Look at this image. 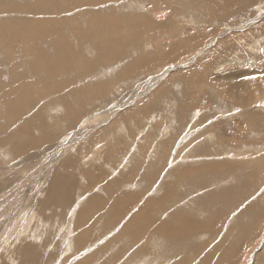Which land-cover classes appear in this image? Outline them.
<instances>
[{"label":"rangeland","instance_id":"rangeland-1","mask_svg":"<svg viewBox=\"0 0 264 264\" xmlns=\"http://www.w3.org/2000/svg\"><path fill=\"white\" fill-rule=\"evenodd\" d=\"M119 1L120 0L110 1L113 7H117L119 11H121L119 5L128 4L127 6H129V8L124 6L122 9L128 10L131 14L146 12L145 14H152L155 21H157V19L166 18L164 15L165 13L162 12V10H165V5L163 3L153 8V3L150 0H135L137 3L133 4L131 0H122L124 2ZM171 1L175 5L177 12L166 18V26H168L166 31L160 32V30L156 28L155 31L151 30V36L149 35L150 31L148 35H143V33H141L139 42L142 41L145 48L167 52L169 50L168 46H162L160 40L163 45H165L167 41L170 43L173 42L172 40H175L173 44H176L178 39H181L183 43H186V50L182 53V56H179L176 60H164L159 58V62H156L154 66H150V68H141L138 72L134 73V75L131 74V76L125 79H118V77L116 78L118 72H116V74L113 73V71L115 72L116 69L121 67L120 65L112 68L111 66L113 64H109L108 70L104 69L105 66L100 67L96 75L101 78L105 77V75L107 76L109 81L105 88L109 87V89L104 90L105 93L100 92L99 94H93L91 96L92 98L89 97L87 100L86 97L83 96L84 100L83 102L81 101V106L78 105L81 109L77 106L79 110H77L76 114L72 111L69 112L71 114L67 112L68 108L65 107L67 106V102H65L62 103V111L60 114L54 117L50 111L54 113L55 111L59 112V110L55 109V105L52 104L51 94L45 93L41 95L42 98H40L39 103L44 105L47 104L45 105L47 112L45 120L48 117L50 120L49 128L56 130V132L52 133L53 138L47 142L45 141L48 138H45V141L42 140L43 145L39 147L38 145H30L29 147L33 148H29L27 152L19 156H14L16 154L15 152L2 150L4 147L0 145V264H23L21 262V253L19 252L21 249L19 247V242L30 241L37 247H40L38 249L39 253L47 256L52 254L53 259L50 261V264H63L66 257L71 259L74 255V253L71 254V252L74 250L76 252V248L80 245L76 246L73 243V246L71 245L70 248L66 250L65 241L70 243V238L73 240L74 236L81 229H77L78 225L72 217L73 213L71 214L70 209H72L73 206L71 205V207H69L71 204L70 200L67 203L61 201L58 197V194L61 193L58 188H65V185L60 184H64V180L71 177L72 181L75 182L76 185L78 184V189L76 192H71L69 199L73 200L74 203L78 201L79 204L90 199L89 194L93 192L90 190L91 187L88 189V194L82 192V187H87V185L90 184L88 176L83 174L85 163L88 161L87 156L91 155V153H99L102 149L107 153V150L110 148H104V146H106L105 142H110L117 137L115 135L110 137L112 133L107 130L105 133H107L106 137L108 140L105 142L101 140L95 141L90 148H87L84 146L85 141L90 139L94 140V134L102 129L104 125L111 124L112 121L116 120L120 111L138 105L149 96H151V100L148 101L151 105L154 103L153 108L151 107L150 110L132 113L129 117L130 120H125L121 126L122 128L124 127V129L118 130L119 126H117V124L110 127V130L113 132L118 131V135L125 136V138H123L117 135L118 138L124 139L118 152L107 162L105 160L108 158L100 159L99 162H97L98 164L94 163L93 166H90V169L93 170L95 166L99 167L100 174L102 175L101 178L104 179L103 183H105L106 181L109 182L115 179L118 175L117 172L123 170L124 163H126L128 159H131L129 163H131L133 167L132 159L136 157V154L140 155V157L149 156L151 159H154L155 164L153 163V166L150 164L146 166V159L145 162L140 161L138 164L140 171L152 167L155 179H152L147 185L145 182L141 184L142 186L146 185V188L145 186L142 188V191L145 190V194L142 192V194H144L143 200L147 199L153 191L156 192L160 190L161 184H164L162 182L166 180L165 175L169 171V167L176 166L182 168V170L191 167L198 171L194 174L196 177L200 176L203 182L198 181V185H196V181L187 180V184H185L184 181H182L183 177H181L180 181L181 185H183V189L180 190L181 193L177 194L178 196H173V199L170 201L175 204L174 209H185L187 205L188 209H186V211H191V213H193L192 217L200 221L201 224L204 221L203 217L199 215L198 212L203 211V216H205L206 213L209 215L212 212L211 210L214 209L220 214V220L218 223L216 222V228L220 233H211V231H204L202 228V233L199 232L198 234L197 230L194 237L188 239L187 246H184L182 249L168 242L169 253L175 250L177 252V256L175 257H182L188 252L192 255V262L203 260L207 252L212 248V243L222 241V239H224L223 237L226 238V241L232 239L233 234L230 229L226 231L227 227L225 226L239 221L238 219L241 218H239V214L243 211V207L250 203V201H255L256 198L255 202H258L260 197L257 196L259 194H263L261 197L264 196V0H213L214 2L220 3V5L226 3L224 6H227L226 13L217 17V19L207 15L205 13L207 10L199 6L201 4L198 3H201V0L200 2L199 0ZM64 3L66 4H62L63 8L61 7L62 9L60 11L58 10V6L52 3L53 5H51L57 11H53L50 15H45L43 13L44 15L39 14V16L46 17L54 14L53 17L56 18V22L61 25L62 21L71 20L76 21L77 24L81 23L82 28L86 30L90 29L87 24L89 17L84 15L83 9L79 10L76 6L66 10L68 7L71 8L72 4L70 1H65ZM233 3H239L240 5L233 6ZM64 5H67L65 10ZM112 5L108 4L107 8ZM103 9L106 10V7L100 5V10L104 13L105 11ZM154 9L155 15L153 14ZM91 10L97 13L99 9L94 10L91 7ZM159 14L164 16L161 17ZM122 16L125 17L124 14H122ZM59 19L62 21L60 22ZM124 20H127L126 17ZM94 21H98V19ZM73 27L78 31L76 32L74 30V33L80 35L74 37L75 39L69 36L71 40L75 42V45H73L77 48L81 46L86 47L87 45V47L90 48L88 45L89 40L83 38L86 32L77 30V25ZM107 29H109V26H106L104 30L107 31ZM116 33H118V30ZM172 33L177 34V40L172 36ZM119 34L120 33H118L117 36L121 39ZM189 36L193 39H198V41L190 42L188 40ZM7 37H9L11 42L13 41L12 36L7 35ZM3 39L4 38H2V40ZM26 39L27 37L19 38L18 41L14 40L17 41V43L19 42L16 44L19 50L16 46L15 48L12 46L14 49H10L9 47L10 51L7 47L0 44V82L3 83V86L0 83V95L2 98H4L2 94L13 87V83L11 84V82H9L12 81V79L14 80L11 74L9 78L10 69H12L15 74H19L20 69H24L27 73L28 63L32 60V56L26 49ZM33 39L32 41L36 43L37 46H40V48L44 45L42 43L43 41L38 39V37ZM22 40L25 41L23 42ZM122 40L123 41L120 40L122 46L127 47L122 49L121 46H119L120 43L115 41L116 45L119 46L116 48L118 52L127 50L126 53L129 56L125 58L126 54H124L123 57L120 53V55L117 56V62L119 64L120 62H122V64L129 62L131 56L137 55V50L140 49L135 41H132L129 47V40L128 42H125L124 38ZM225 40H230L231 43H226L223 46L221 42ZM37 41L40 44H38ZM92 46H94V48L95 46L97 47V45ZM99 46L100 45H98V47ZM102 47L104 48L103 45ZM104 52H102L103 55H105ZM95 53L96 52L93 53L94 57L91 55L84 56V52L76 53V56L80 57V59L88 60L85 62L87 64H89L93 58H95V60L100 58L103 62L99 63L101 64L99 66H102V64L104 65V61H107L109 53L106 52L107 56L105 58H102V54H98V52L97 54ZM202 60L207 65V69L210 75L213 76V79H210V76L205 77L204 80H201L202 82L198 84L196 91L195 87L189 90V92L195 94L194 97L196 98L194 103L187 107L185 104L187 93H184L187 86L185 80L180 76V72L196 65ZM79 63L80 64L74 65L73 68L69 69V73H66L67 76L70 75V77L74 76V78H76L81 71L86 70L85 72H88L91 69L88 66L82 69L84 65L81 62ZM28 71L30 73H35V70L31 67L28 68ZM71 73H73V75ZM34 75L38 76V74ZM82 77L84 76L79 77V79L77 78L75 81L77 84H84V87L91 85V80L94 81L96 78L89 75V79H87L88 77L86 76L80 80ZM27 79V82H31L28 77ZM215 79H219L221 82L222 80L235 82V80L245 79L244 86L241 85L239 88L235 87V89L237 88L238 90L233 88V91H236L237 94L246 92V90H250V88L253 87V101L248 102L249 104L247 103V105H240L238 103L235 104L234 100L227 98V96L219 91L221 95L217 96L218 92L216 91L220 86H217L218 83ZM252 83L253 86L251 87ZM43 84L47 86L45 81ZM77 84L76 86H71V88H78L79 86ZM182 86L184 92L181 90ZM65 89L66 88H63L62 90L64 91ZM97 89L103 90L104 88L101 87ZM1 90L4 91L2 92ZM66 91L67 90H65L64 95L72 98V94H66ZM1 102L3 101L1 100ZM1 102L0 111L4 108V103ZM34 105L39 108V105ZM182 108L185 109L183 110ZM65 112H67L66 116L64 115ZM3 114L2 112L0 113V121L3 118ZM22 114L25 117H31L32 112L23 110L19 115ZM63 116L64 119L62 118ZM19 117L18 120H21L22 116ZM254 117L256 122H251ZM32 119L34 122H37L35 118ZM52 119H59L60 123L58 124V121L53 122ZM177 119L180 121L177 122ZM186 123L188 124L186 125ZM2 124L4 123H0V133L6 131V127ZM51 124H54L55 127L53 125L51 126ZM16 126L17 124H13L9 127L10 129L8 128L7 130H9V132H14ZM1 128H3V130ZM107 128H109V126H107L106 129ZM31 130L34 131L36 129L33 128ZM132 130H134L133 134L137 136L135 137L136 141L138 139V141L141 142L135 146L132 144L131 138L128 135V133L131 134ZM11 138L13 139L12 135ZM14 138V140L8 142L10 148H13L14 146L12 145L15 143L17 144L19 142V144H21L23 141L22 138H18L17 136ZM40 138H42V136ZM68 140L70 141L67 142ZM160 140L161 142H159ZM165 141H168L167 144H170L168 148L165 147L166 144H163ZM148 143L160 145L157 146L159 149H161V144H163V153L158 155V153L152 151L153 153L149 154L151 147L149 148L147 146ZM191 146L193 147L192 152L190 151ZM142 147L149 152L144 153L142 151L144 155L140 154V148ZM88 149L91 151L89 154ZM127 149L129 152L124 153V158H122V151L126 152ZM155 149L156 148H154V150ZM156 150L159 151L158 149ZM131 152L133 153L131 154ZM98 153L97 157L100 156ZM187 154L189 156H187ZM64 157L68 158L69 162L67 163L69 164L62 166L60 163ZM121 159L123 161H121ZM138 159L144 160V157ZM86 167L87 164L85 170ZM128 167L129 164L126 169H128ZM203 167H212L213 172H210V174L204 173V175H202L200 169H203ZM252 170V175H246V173H250ZM199 172L201 175L197 174ZM243 172H246L244 173L245 175L242 174ZM57 174H59V181L55 180L56 183L53 182L52 184L50 179L51 177L53 178L54 175L57 176ZM207 176L211 181L208 180L209 178L207 179ZM170 177L173 178L174 175ZM131 179H133V175ZM207 182L210 184L206 185L201 190L206 188L207 191L205 192L208 193L201 194L198 186H202ZM51 185H54L53 187L58 190L55 194L46 189L47 186ZM99 187L100 183L99 186L96 187V190ZM133 187L134 189H132V191H135L136 188L135 186ZM102 195L108 197L106 193H102ZM156 195L158 194L152 195V197ZM243 199L244 201L241 202ZM44 201L46 205H37L39 202ZM123 201L127 203V199H123L120 202ZM240 202L241 204H239ZM253 204L254 203H252V205ZM250 206L251 205L246 207L245 210L255 214L256 211L252 212ZM78 207L79 206L76 208ZM260 207L262 210L264 209V206ZM76 210L77 209H75V211ZM75 214L77 216V213ZM104 214L105 213L102 212L101 219L97 217L93 219L85 217L83 219L87 226L93 225L91 229L92 234L88 236L89 239L87 241L90 242V244L85 245V248L92 247V249L94 248V250L99 251L101 249L100 247H102L101 244L107 242V240L116 238V233L120 230L117 225L112 224L110 227L114 226L112 228L109 227L110 229L108 230L102 228L101 225L103 224H101V221L103 220ZM242 218H245V216ZM202 225H204V223ZM251 227H256L249 236L251 243L243 248L242 253L235 262L227 264H252L254 260L257 261L256 264L261 263L264 258V216L259 217L256 221L252 219ZM246 233H248V231L245 232V234ZM209 237H212L210 239L214 240L208 247L205 246L201 251L199 248L200 244H205L206 239ZM171 239L177 238L171 237ZM128 240L129 237H127L126 241ZM160 240L164 241L163 238H160ZM167 241L168 239L164 242ZM112 242L115 243V241ZM121 245H123V243L117 241L115 247L118 248L119 246L121 247ZM129 245L130 243L126 244L125 248ZM243 245V242H241L239 246L236 242L233 245L229 243L231 256L233 257V248L239 251ZM189 246L199 249H191ZM81 251L76 252V256ZM105 257L106 255H103L102 258L96 260L94 264H99L102 260H104L106 264L108 259ZM212 257L213 253L209 259ZM39 260V264H46L47 262L46 260V262L44 261V263H42V260ZM102 263L104 264L103 261Z\"/></svg>","mask_w":264,"mask_h":264},{"label":"bare ground","instance_id":"bare-ground-1","mask_svg":"<svg viewBox=\"0 0 264 264\" xmlns=\"http://www.w3.org/2000/svg\"><path fill=\"white\" fill-rule=\"evenodd\" d=\"M65 1H70L72 6H71V8L70 7L66 8L67 5L66 6L64 5V10H65V8H66V10L67 9L69 10V9H72V7H76V6L79 8V10L83 9V11H84L83 13H85L84 15L89 17L87 24H88V27L90 29L86 30V29L82 28V24L81 23L77 24L76 21L70 20V21L63 22L62 20L59 19L60 22L62 21V25H61L60 23L56 22L57 21L56 18L53 17L54 14L52 16H46V17L45 16L44 17L39 16V14H43V13L45 15L46 14L50 15V13H52L53 11H57L55 8H53L52 3H55L58 6V10L60 11L63 8L62 4H66V3H64ZM110 1H113V0H73V1L72 0H51V1H47V0H0V39H1L0 44L2 46L7 47L8 49H9V47H10V49L13 47L15 48L16 44L19 43V42L17 43L19 38L27 37L26 41L25 40H22V41L23 42L25 41V45L27 47L26 49L32 56L31 57L32 60L28 63L29 65L27 67V73L24 69H22V70L20 69L19 74L13 73L14 71L12 69H10V72H9V78H10V74H11L18 83H20L18 80H22L23 81L22 83H26V86H24V88L26 90L22 87V85L18 89H17V87L13 86L12 89H8V90H6L5 93L2 94V96L4 98H2L0 95V98L3 99L2 100L3 102H1V101L0 102L4 103V105H3L4 108L2 109V111H0V113L1 112L4 113L2 116L3 118L5 115V118L4 119L2 118V121L4 122V124H2V125H4V127H6V131H8V132L5 131V132L0 133V145L2 147H4L3 149L1 148L2 150L7 151V152H15L16 154L14 156H19L23 153V148H25V147H23L24 145L25 146L26 145L27 146L28 145L34 146V145L40 143L42 141V139L44 140L45 138H48L45 141V142H47L51 138H53V136H52L53 132H51L50 128H49L50 120L48 119V117L45 120L46 113H47L45 105H47V104L44 105V104L39 103L40 98H42V97L38 96V94H35L34 88H36V91H38L39 89L42 90L43 94L48 93V94H51V96L53 94L54 98L51 97V100H52L51 102H52V104L55 105V109L59 110V112L54 110L55 111L54 113L52 111H50L54 115V117L56 115L60 114V112L62 111L61 110V106L63 105L62 103L67 102V104H66L67 106H65V105L64 106L68 108V111H67L68 113L70 111H72L76 114L77 110H79L77 108V106L78 105L81 106V104H82L81 101L83 102V100H84L83 96H85L86 100H87V98L91 97L93 94H97V93L99 94L100 92L105 93L104 90L109 89V87L105 88V87H107L106 84L109 81L107 76L105 75V77L100 78V77H98V75H96L97 74L96 72L99 70V67H100L99 65H101L99 63H101L103 61H101V59L98 58L97 59L98 63H97V60H95V58H93L90 61V63L87 64L85 62L88 60L80 59V57L76 56V53H80V52L82 53V50H84V46L80 45L81 47H79L80 48V50H79V48L77 49V47L74 46L75 42H73V40H71V37L74 38L77 35H79L78 33H74V30H75V28L73 27L74 25L78 26L77 30H79L81 32H86L85 36L84 37L81 36V37H83L84 39L87 38L89 40L88 45L90 46V48H88L87 45H86V47L89 51L88 53L92 57H94L93 56V53H94L93 50H95L98 47V45H101V46L103 45L104 47H106V49H108V50H106V52L109 53V56L107 58V61L106 60L104 61V65H105L104 69L108 70L107 68H108V66H110L109 64H111V65L113 64L111 66L112 68H114V66L116 67L117 65H120L121 67L116 69L115 72L113 71L114 74H116V72H118V75L116 76V78L118 77V79H125V78L131 76V74L134 75V73L138 72L141 68H145V67L150 68V66H154L156 64V62H159L158 61L159 58L164 59V60H167V59L176 60L179 56H182V53L186 50V45H185L186 43L185 42L183 43V40H181V39H178L176 44H173V42L175 40H172L173 42H170V43H168V41H167L165 45H163V43L160 40V44L162 46H164V47L168 46L169 50L167 52L166 51L162 52L161 50L158 51V49L156 50L158 52H156L154 49H150L147 47L145 48L144 47L145 45H144V43H142V41L139 42V38L141 37V33H143V35H148L149 31H150L149 35L151 36V34H152L151 30L155 31L156 28H158L160 30V32L166 31V28H168V26H166V18L169 17L170 15L175 14V12H177L175 9V5L172 3L171 0H150L153 3L152 4L153 8H154V6L159 5L160 3H163L165 5V8H164L165 10H162V12L165 13L164 15L166 16V18L157 19V21H155V18H154V16H152V14H145L146 12L145 13L139 12V13L131 14L128 10L122 9V8H124V6L129 8V6H127L128 4L127 5H123V4L119 5V9L121 10V11H119L117 7H113V5ZM120 1H122V0H120ZM131 1H132V4L137 3L135 0H131ZM74 2H76V3H74ZM122 2H124V1H122ZM177 2H178V0H177ZM199 2H200V0H199ZM189 3H190V1H189ZM108 4H110L112 6L107 8ZM129 4H131V3H129ZM198 4H201L199 6L205 8L207 10L205 12L207 15H210L211 17H213L215 19H217V17H219L221 15H224L227 11L226 10L227 6H224V5H226V3L223 5L222 4L220 5V3L214 2L213 0H201V3H198ZM100 5H104L106 7V10L103 9L105 11L104 13L100 10ZM239 5H240L239 3H233V6H239ZM54 7H55V5H54ZM91 7H93L92 9H94V10L95 9H99V10L97 11V13H94V11L92 12ZM106 12H108V13H106ZM58 13H60V12H58ZM159 13H160V11H159ZM122 14L125 15L127 20H124L125 17H123ZM153 14L155 15V9H154ZM159 15L161 17L164 16L161 14H159ZM62 16H64V15H62ZM97 19H98V21H94ZM106 26H109V29H107V31L104 30ZM117 30H118V33H120L119 36L121 39H119V37L117 36L118 35V33H116ZM123 30H126V31H123ZM76 32H78V31H76ZM7 35L13 37L12 42L9 39V37H7ZM69 36H71V37H69ZM100 36H102V37H100ZM172 36L177 40V34L172 33ZM31 37H32V39L35 37H38V39L43 41L42 43L44 45H42L40 48V46H37V44L32 41ZM81 37H79V38H81ZM2 38H4L3 39L4 41L2 40ZM123 38L125 39V42H128V40H129L128 45L132 44L131 43L132 41H135L138 48H140V49L137 50V55L131 56L129 62H127L125 64L124 63L122 64V62H120V64H119L117 62V60H118L117 56L120 55V53L123 57H124V54H126L125 58H127V56H129L126 53L127 50H125V51L123 50V51L118 52V50L116 48V47L121 46L122 49H125L127 47V46H122V44H121V41H123L122 40ZM92 39H93V41H92ZM14 40H17V41H14ZM33 40H35V39H33ZM188 40L190 42L198 41V39H193L190 36H189ZM239 40H241V39H239ZM115 41L117 43H120L119 46L116 45ZM81 42H83V41H81ZM37 43L40 44L38 41H37ZM221 43L224 46L226 43H231V41L225 40ZM125 44H127V43H125ZM169 44H170V47H169ZM92 45H97V47L95 46V49H94V46H92ZM129 47H130V45H129ZM157 48H159V47H157ZM17 49L19 50L18 47H17ZM132 50H134V49H132ZM24 52H25V50H24ZM106 52H105V56H107ZM161 52H162V55H161ZM23 54H25V53H23ZM95 54H97V53H95ZM19 58H22V57H19ZM122 59H124V58H122ZM39 62H41V66L43 67V69H42L43 71L41 70V68L39 70L36 69L37 68L36 63L38 64ZM79 62H81L84 65L82 69H85V66L86 67L88 66L89 68H91L93 70L90 69L91 71L89 70L88 72H85L86 70L81 71L79 76L77 75L76 78H74V76L70 77V75L67 76V74L69 73V69L73 68L74 65L80 64ZM34 65H35V67H34ZM29 67H31L33 70H35L34 71L35 73H30L28 71ZM34 74H38V76L34 75ZM71 74L73 75V73H71ZM89 75L94 76V78L96 77L94 81L91 80V82H92L91 85H87L84 87V84L80 85V84L76 83L75 80H77V78L79 79V77H81V76H84V77L87 76L88 77ZM26 76L30 79L31 82H27L28 79ZM180 76L183 78V80H185V83L187 86L185 88V92H184V93H187L186 103H185L187 106L192 105L195 101V98H196V97H194L195 94L192 92H189V90H191L193 87H195V91H196L198 88V84H200L202 82L201 80H204L205 77L210 76V79H213V76L210 75V73L207 69V65L203 62V60L201 62H198L196 65H193L190 68L184 69L183 71H181ZM84 77L80 78V80H82ZM87 79H89V77ZM97 80H99V81H97ZM44 81H45V83H47V86L45 84H43ZM215 81H217V83H218L217 86L218 85L220 86L216 92L219 91L220 93H223L225 96H227V98L234 100L235 104L238 103L240 105H247L248 102L253 101V91H252L253 90V87H252L253 83L251 85L252 88H250L251 91L246 90V92L236 94V91H233V88L234 89H235V87L239 88V86L241 87V85L244 86L245 79L238 80V81L235 80V82H229V81H225V80H222V82H221V81H219V79H215ZM12 83L15 84L16 82L11 81V84ZM18 83H17V85H18ZM76 84L79 86L78 88H71V86L72 87L76 86ZM2 86H3V84H2ZM101 87H103L104 89L103 90L97 89V88H101ZM63 88H66L65 90H67L66 94H68V93L72 94L73 97L70 98V97L65 96L64 95L65 90L62 91ZM237 88L235 90H238ZM12 92H15L14 94H16V92H17L18 97L13 98V99L9 98L7 96V94L9 95ZM219 92L217 93L218 94L217 96L221 95V94H219ZM224 95H222V96H224ZM68 98H70V99H68ZM148 100L149 101L151 100V96L145 98L138 105L123 110V112L119 114V116L116 118V120L112 121L111 124H108L109 128H107L106 131L107 130L109 132L112 131V130H110V127L113 125L115 126L116 124H117V126H119L118 129H121L122 128L121 126L123 125L124 121L130 120L129 117L132 113L137 112V111L139 112V111H144V110L145 111L150 110L151 107L153 108L154 103L151 105ZM34 104L39 105V112L35 111V113L31 116V118L26 117V119H24L25 118V116L23 117L24 113L22 115H19V113L21 114V112H23V110L24 111L29 110L30 112H32L33 109H35V108H33ZM80 106H78V107L80 108ZM67 112L64 113L65 116H66ZM69 114H71V113H69ZM19 116H22L21 120H18L20 118ZM32 118H35L37 120V122H34V120ZM62 118L64 119V116ZM52 120L55 121L56 119H52ZM57 120H59V119H57ZM253 121L256 122L255 117L253 118V120H251V122H253ZM13 124H17V126L14 129V132H12V131L9 132V130H7V129ZM52 125L54 126V124H51V126ZM33 128L36 130H34V131L31 130ZM105 128L106 127H104L103 129H105ZM1 129L3 130V128H1ZM42 130H48V132L45 133ZM109 132H108V134H109ZM97 134H98V131L94 135H97ZM99 134H101V133L99 132ZM11 135H12L13 139L11 138ZM106 135H107V133H105L104 136H106ZM15 136H17L18 138H22L23 141L22 142L20 141L21 144H19V142L17 144L15 143L14 145H12L14 147L10 148L8 145V142L10 140H14ZM41 136H42V138H40ZM159 142H161V140ZM167 142L168 141L163 142L164 145L166 144L165 145L166 148H168V145L170 146V144H167ZM41 143L43 144V141ZM163 144H161L162 145L161 149L157 148V146H160L158 144L153 145L152 146L153 148L149 147L151 149V150H149L150 152L147 150H144L142 147V148H140V154H143V152L144 153L149 152V154L156 152L159 155V154L163 153V151H164ZM31 148H33V147H31ZM154 148L158 149L159 151H157L156 149L154 150ZM190 148H191L190 151L192 152L193 147L191 146ZM109 150H111V149H108L107 151H109ZM103 156H104V154H103ZM135 156L142 158V156L140 157V155H138V154H136ZM187 156H189V155L187 154ZM60 164L66 165L69 163H65L62 160ZM200 170L202 172V175H204V173L210 174V171H211V173L213 172L211 167H203V169H200ZM184 172H186L189 175L187 178L186 177L184 178V176H183L184 179L182 178V181H184V183L187 184L186 183L187 180L194 181L193 178L196 177V175L194 173L198 172V171L195 170L194 168L190 167V168L185 169ZM252 172H253V170L250 173L249 172L248 173L243 172L242 174L245 175L244 173H246V175L247 174L252 175ZM197 174L201 175L200 172ZM58 176H59V174H57V176L54 175L53 178L51 177L50 180H51L52 184H53V182L56 183L55 180L59 181ZM189 177H191V179ZM63 183L64 184H60V185H65L66 187L65 188H58L59 191L61 192L58 194V197H60V199L65 198L66 196H70V192L74 191L73 188L76 185L75 182L72 181L71 177L64 180ZM60 185H59V187H60ZM53 186L54 185L47 186L46 189H48L49 191H51L55 194L58 190L55 189ZM101 190L103 191V189H101ZM117 200H119V199H117ZM67 201H68V199L63 200L64 203H66ZM37 205L43 206L46 204L44 201V202H39ZM260 206H264V196L260 197L258 202H255V204L251 205L250 209L255 210V207L258 209H261ZM88 207H87V209H88ZM112 207H114V205ZM87 209L85 211H87ZM98 209H99V207H98ZM92 212H89V214H91ZM113 212H115V210ZM154 212L156 213L155 210H154ZM82 216H86V215L84 214V215H81V217ZM190 219L192 221L191 222L186 221L187 223H185V225L187 226L188 229L195 228V226L193 224L197 220L192 219V218H190ZM212 219L213 218H211L210 220H212ZM129 220H131V219L129 218ZM253 221H254V219H253ZM103 226H105V225H103ZM141 227H143V226H141ZM208 227L214 228L215 223H212V222L209 223ZM162 229H163V227H162ZM132 230H134V229H132ZM138 230H139V228H138ZM26 244H30V243H26ZM84 245H85V243H84ZM19 247H20V245H19ZM22 250H23V252H21ZM13 252H15V251H13ZM19 252L21 253L23 264H30V263L35 264V259H33L34 257L30 256V259H29V256L24 253V248L20 249ZM15 253H17V252H15ZM20 253H18V254H20ZM88 256H90V255H88ZM207 256H209V258L211 257V255H209V254ZM38 258L42 260V263H44V261L46 262V260L43 258L42 255H39ZM208 259H207V261H208Z\"/></svg>","mask_w":264,"mask_h":264},{"label":"crops","instance_id":"crops-1","mask_svg":"<svg viewBox=\"0 0 264 264\" xmlns=\"http://www.w3.org/2000/svg\"><path fill=\"white\" fill-rule=\"evenodd\" d=\"M100 37H102V36H100ZM92 41H93V39H92ZM98 48H96V49L94 48L95 49L94 52H96V53L98 52V54H102V55H103L102 51L106 52V50H107L105 47L103 48L101 45ZM86 49H87V47L84 46V50H82V52H84L85 56H87V55L89 56L90 55L88 53L89 51H88V49L87 50ZM79 50H80V48H79ZM105 52H104V54H105ZM105 57H106L105 55L102 56V58H105ZM36 66H37L36 69H38V70L40 68H41V70L43 69V67L41 66V62H39L38 64L36 63ZM103 66H105V65L102 64V66H100V67H103ZM34 67H35V65H34ZM18 81L20 83H18L15 79L14 80L12 79V82H16L15 84H13V86L17 87V89L19 87H21V85L23 88H24V86H26V83H22L23 82L22 80H18ZM17 83H18V85H17ZM34 89H35V94H38V96L43 95L42 90L39 89L38 91H36V88H34ZM181 90L184 92L183 86L181 87ZM14 93L15 92L10 93L9 95L7 94V96L9 98H12V99L17 98L18 97L17 92H16V94H14ZM52 97H53V94H52ZM68 99H70V98H68ZM1 100H3V99L0 98V101ZM33 108H35V109H33L32 115L35 113V111L37 112L39 110V108L35 107V105ZM185 108H182V109L184 110ZM122 112L123 111H120L119 113H122ZM24 119H26V117ZM57 121L59 124L60 123L59 120H57ZM179 121L180 120L177 119V122H179ZM53 122H54V120H53ZM0 123H4V122L1 120ZM188 123H186V125ZM107 126L108 125H104L103 127H107ZM103 127H102V129H100L98 131L97 135H94L95 136L94 140L90 139L88 141H85L84 146H86L87 148H90L92 146V144L95 143V141L101 140V141L105 142L106 140H108V138L106 136H103V134L106 132V128L103 129ZM163 127H164V125H163ZM184 127H186V126H184ZM121 129H124V127ZM118 130H120V129H118ZM42 131H44L45 133L48 132V130H42ZM50 131L56 132V130H53L52 128H50ZM133 131L134 130L131 131L132 135L129 133H128V135L131 138L132 144H134V146H135L136 144H140L141 142H139L138 139L136 141L135 137H137V136H136V134H133ZM99 132L101 134H99ZM111 133H112V135H110V137L115 135L117 138L113 139L110 142H105L106 146H104V148H110L111 151H108L106 154V153H104V149H102V151L99 152V154H100L99 157H97L98 152L91 153V155L87 156L88 161L85 163V166L87 164V167L85 170V166H84L83 174L88 176V181L90 184L87 185L88 188L82 187V192L87 193L89 191L88 189L91 187L92 189L90 188V190H92L93 192L91 194H89L90 199L88 201L83 202L84 204L83 203L79 204L78 201H76L74 203L73 200L69 199V197L71 196V192H70V196H66L65 198L60 199L61 201L67 200V199H68V201L70 200L71 204L69 205V207H71V205L73 206L72 209H70L71 214L73 213L72 217L74 218V220L76 221V223L78 225L77 229H81L74 236V238H73L74 242H73L72 238H70V240H69L70 243L68 241H65L66 250H68L71 245L73 246V243L76 246L80 245L82 247L81 248L79 246L78 248H76V252L82 250L81 252H79L77 254V256L75 254L76 253L75 250L73 252H71V254L74 253V255L71 257V259H69V257H66L65 261H63V264H94V262H96V260H99L100 258H102L103 255H106L105 258L108 259L106 264H179V263L180 264H207V263L209 264V261H210V264H227V263L235 262L239 258V255L242 253L243 248L251 243V239H249V236H250V233L252 232V230L256 228V227L255 228L251 227L252 219H254L256 221L259 217L264 216V209L262 210V209H258L255 207V210H252V212L256 211L255 214H252L249 211L245 210L246 207H248L249 205H252V203L255 204V201L257 198L255 199V201H252V202L250 201V203H248L245 207H243L244 209L241 212V214H239V218L240 217L242 218L243 216H245V218H242L241 221H240V219H241L240 218V219H238L239 221H237V222L235 221L233 224H230L229 226H225V227H227L226 231L230 229L231 233L233 234L232 239L230 241H226V238L223 237L224 239H222V241H219L218 243H216V242L212 243V241L214 239L211 240L210 238H212V237H209L208 239H206L205 244H203V243L200 244L199 248L202 251L203 248H205V246L208 247L209 244L212 243V246H211L212 248L207 252V255L208 254L212 255V253H213V257L211 259H209L207 261L209 256L206 255V257L203 260L192 262V255L188 252L186 254H184L182 257H175V256H177V252L174 250L171 253H169L168 242L173 243V246L179 247V249H182L184 246L185 247L187 246L186 244H187L188 239H191L192 237H194L197 230H198V234H199V232L202 233V228L204 229V231L205 230L208 232L211 231V233H216V232L220 233L218 231V229L216 228L217 227L216 222L217 223L219 222L220 214L217 213L213 209V210H211L212 212L209 215L206 213L205 216H203V213H202L203 211L201 209H199L200 211H202V212H198V213H199V215H201L203 217L204 222H202V224L204 223V225H202L200 223V221H195L193 224L195 226V228H191V229L187 228V226L185 225V223H187L186 221L191 222L192 220L190 218L195 219L194 217H192L193 213H191V211H189V210L186 211V209H188L187 205H186L185 209L184 208L174 209L175 204L172 201H170L173 199V196H178L177 194L181 193L180 190L183 189V185H181V181H180L181 177L184 176V178L185 177L187 178L189 176L186 172H184L185 170H182V168L176 167V166L168 168L169 171L165 175L166 180H165V182L164 181L162 182L164 184H161V186L159 188L160 190H157L156 192L153 191V193L147 199L143 200V195L145 194V190L142 191V188L144 186L146 188V185L149 184V182L154 178V175H153L154 172H153L152 167H150V169L149 168H147L146 170L144 169V172L140 171L138 164L140 163V161L145 162V159H146L147 163H145V164L146 165L150 164L151 166H153V163L155 164L154 159H151L149 156H142V157H144V160L138 159L139 158L138 156L135 157L133 159V167H132V164L129 163V161L131 159L130 160L128 159V161H126V163H124L123 170H121L120 172H117L118 176H116L115 179L110 180V182L106 181L105 183H103L104 180H103V178H101L102 175L100 174L99 167L95 166L94 169L92 170V169H90V166H93L94 163L98 164L97 162H99L100 159L108 158L105 160L106 162L111 160V158H113V156L118 152V149L121 148L120 143H122L124 141L123 138H125V136L118 135L117 131L116 132L111 131ZM117 135L119 137L122 136L123 138H118ZM134 139H135V141H134ZM43 141H45V140H43ZM69 141L70 140H68L67 142H69ZM40 143L36 144V146L38 145V147H39V146L43 145L42 143L41 144ZM150 144L148 143L147 146L153 148L152 147L153 145L152 144L150 145ZM23 147H25V148H23V153L27 152L29 150V148H31V147H29V145L28 146L24 145ZM90 152L91 151L89 150L88 154ZM128 152H129L128 149L126 152L122 151V153H123L122 158H124V155H125L124 153H128ZM103 154H104V156H103ZM131 154H132V152H131ZM110 156H112V157H110ZM130 158H131V156H130ZM62 160L65 163L69 162L67 157H64V159H62ZM121 161H123V160L121 159ZM128 164H129V167H128V169H126ZM134 167H136V168H134ZM115 168H118V167H115ZM136 171H138V172H136ZM136 173H137V175H136ZM132 175H133V179H131ZM135 175H136V177H135ZM172 175H174L173 178L170 177ZM139 178H141V179H139ZM189 178L191 179V177H189ZM208 178L209 177L207 176V179ZM58 180H59V176H58ZM193 180L196 181L195 182L196 185H198V183H197L198 181L203 182L200 176L194 177ZM208 180L211 181L210 178ZM144 182L146 183V185L142 186L141 184ZM99 183H100V187L97 189L98 190L97 191L96 187L99 186ZM208 184H210V183L207 182V183H204V185H202V186H198V189H200L201 194H207L208 193V192H205V191H207L206 188L204 190H201ZM133 185L136 188L135 191H132V189H134ZM77 189H78V184L74 186L73 192H76ZM101 189H103V191ZM142 192L144 194H142ZM102 193H104V194L106 193L108 197L103 196ZM155 194H158V195L152 197V195H155ZM262 195L263 194H259L257 197H261ZM82 196H84V195H82ZM203 197H204V195H203ZM125 198L127 199V203H125V201L120 202L122 199H125ZM117 199H119V200H117ZM71 201L73 202V204ZM243 201H244V199L241 202H243ZM241 202L239 204H241ZM113 205H114V207H112ZM77 206H79L80 208L79 207L76 208ZM87 207H88V209H87ZM98 207H99V209H98ZM75 209H77V210L75 211ZM86 209H87V211H85ZM114 210H115V212H113ZM154 210L156 211V213L154 212ZM82 212L86 216L81 217V215H84ZM89 212H92V213L89 214ZM102 212L105 213L103 216V220L101 221V224H103L105 226L101 225L102 228L105 230H108V229L112 228L114 225H117L119 227L118 229H120V230L116 233L117 234L116 238L107 240V242L101 244L102 247H100L101 249L99 251L94 250V248L92 249V247H88V248L86 247L85 248L84 247L85 245L90 244V242H87V241L89 239L88 236L92 234V232H91L92 225L87 226L86 222L85 221L83 222V219L85 217L88 219H93L94 217L101 219ZM75 213H77V216ZM129 218L131 220H129ZM211 218H213V219L210 220ZM211 222L215 223L214 228L208 227V224ZM112 224H114V225L112 227H110ZM141 226H143V227H141ZM162 227H163V229H162ZM138 228H139V230H138ZM132 229H134V230H132ZM247 231H248V233L245 234V232H247ZM170 236L177 238V239L172 240ZM127 237H129L128 241H126ZM160 238H163L164 241H166V239H168V241L167 242L161 241ZM112 241H115V243H113ZM117 241L122 242L123 245H121V247L119 246L118 248H116L115 245H116ZM235 242L238 246L241 242H243L244 245L239 251L236 248H233V257H232L231 253H230L231 248H229V243L231 245H233ZM26 243H30V244H26ZM84 243H85V245H84ZM128 243H130V245L125 248V245ZM19 244H20V247L22 246L21 249L24 248V253L29 256V259H30V256L34 257L33 259H35V264H39V261H40L38 258L39 255H42L43 258L45 260H47L46 264H50V261H52V259H53L52 254H49L48 256L44 255L42 253L39 254L38 249L40 247H37L36 245H34L31 242H19ZM189 247L191 249H197L198 245H197V247H193V246H189ZM263 248H264V246H263ZM21 252H23V250ZM53 255H54V253H53ZM88 255H90V256H88ZM20 256H21V254H20ZM220 259H221V261H220ZM102 261L105 264V261L104 260H102ZM102 261H100L99 264H103ZM256 263H257V261L254 260V263H252V264H256ZM260 264H264V258L262 259Z\"/></svg>","mask_w":264,"mask_h":264}]
</instances>
